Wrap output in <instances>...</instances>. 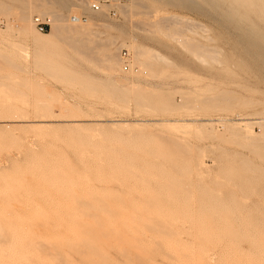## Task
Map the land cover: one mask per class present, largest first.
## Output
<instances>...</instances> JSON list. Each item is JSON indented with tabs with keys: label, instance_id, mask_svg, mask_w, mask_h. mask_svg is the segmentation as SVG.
<instances>
[{
	"label": "rangeland",
	"instance_id": "1",
	"mask_svg": "<svg viewBox=\"0 0 264 264\" xmlns=\"http://www.w3.org/2000/svg\"><path fill=\"white\" fill-rule=\"evenodd\" d=\"M10 1L0 264H264V0Z\"/></svg>",
	"mask_w": 264,
	"mask_h": 264
},
{
	"label": "built area",
	"instance_id": "2",
	"mask_svg": "<svg viewBox=\"0 0 264 264\" xmlns=\"http://www.w3.org/2000/svg\"><path fill=\"white\" fill-rule=\"evenodd\" d=\"M6 3H14L10 0H1ZM50 0H44V3H49ZM132 0H92L89 7L95 12H103L111 19L120 20L123 14L127 11L128 5ZM35 3V2H34ZM3 20H0L2 23ZM33 22L39 32H46L50 28V17L45 15L35 14ZM124 66V71L131 70V53L128 49L123 48L120 52Z\"/></svg>",
	"mask_w": 264,
	"mask_h": 264
},
{
	"label": "bare ground",
	"instance_id": "3",
	"mask_svg": "<svg viewBox=\"0 0 264 264\" xmlns=\"http://www.w3.org/2000/svg\"><path fill=\"white\" fill-rule=\"evenodd\" d=\"M87 1V0H86ZM86 1H83V2H86ZM92 1V0H91ZM91 1H90V3H91ZM167 1V0H166ZM182 2L184 1V0H181ZM78 2V1H77ZM80 2H81V0H80ZM79 2V3H80ZM89 1H87V3H88ZM132 3H134L133 5H136V4H141L140 3V0H132L131 1ZM139 4H138V6H139ZM60 6H62V7H64V6H69V5H71V4H59ZM80 5H86L85 3H80ZM90 5V4H89ZM78 6V5H77ZM141 7H143V6H141ZM90 8V7H89ZM68 9H69V7H68ZM6 10H8V9H5V8H3V7H0V14H1V12L3 13V12H6ZM90 10L92 11V12H94V13H97V14H101V13H103V12H95V11H93L91 8H90ZM18 12H20V11H18ZM18 14V16H20L21 17V19H19L20 21H23V28H24V30H23V32L25 33V34H28V31L29 30H33V29H35V28H33V26L35 27V25L32 23V20H31V17L29 16V18L25 15V13H23V12H20V13H17ZM104 14V13H103ZM79 14H77V17L75 18L76 20H77V18H79V16H78ZM105 15V14H104ZM19 17V18H20ZM65 18L66 17H64L63 15H53V17H51V20H50V23H52L51 25L53 26V28L54 29H58V30H60V31H70V29L71 28H69L67 25H65V24H63V25H61V24H59V23H61V22H65L66 20H65ZM84 18V17H83ZM74 19V20H75ZM76 22V21H75ZM25 24V25H24ZM76 25V24H75ZM73 30V29H72ZM74 31V30H73ZM82 31V30H81ZM80 30H79V32L80 33H82ZM89 32H93V30H88ZM55 32V31H54ZM76 32V31H75ZM84 32V31H83ZM89 32H87V33H89ZM44 33H46V32H42V34H44ZM51 33V32H50ZM61 33V32H60ZM86 33V34H87ZM25 34H23V35H25ZM83 34V33H82ZM92 34V33H91ZM93 34H95V33H93ZM61 35V34H60ZM40 37V36H39ZM43 37V39H41ZM47 37H49V36H47V35H42L41 37H40V39H38V36H37V40H38V42H39V44H41L42 46H46V44H45V41H46V39H47ZM36 40V41H37ZM49 40V39H48ZM47 40V41H48ZM46 41V42H47ZM38 42H37V44H38ZM40 45V46H41ZM41 46V47H42ZM44 46V47H45ZM123 47V46H122ZM147 54V51L146 52H143V51H140V54L141 55H145V54ZM106 61L108 62V63H113V62H115V61H117L116 60V58L115 57H113V56H108L107 57V59H106ZM131 64H132V62H131ZM132 67V66H131ZM133 68V67H132ZM259 109V108H258ZM263 113V112H262ZM258 123H259V126H262V130L261 131H264V122H256L255 124H257L258 125ZM256 125V126H257ZM250 128V132L252 131V126H250L249 127ZM250 132H248V133H250ZM253 132V131H252ZM264 133V132H263ZM253 133H251V135H252ZM255 135H257V134H255ZM262 136H263V134H261ZM248 136V135H247ZM254 137V136H253ZM250 139V138H249ZM252 139V138H251ZM250 139V140H251ZM254 139H255V137H254ZM254 139H252V141L254 140ZM249 140V141H250ZM256 141H257V138H256ZM256 141H254V142H256ZM250 143V142H249ZM253 143V142H252Z\"/></svg>",
	"mask_w": 264,
	"mask_h": 264
}]
</instances>
